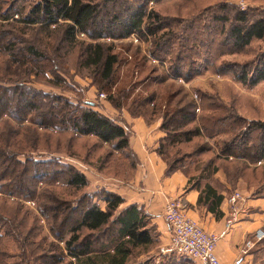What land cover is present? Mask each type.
Wrapping results in <instances>:
<instances>
[{
    "label": "trees",
    "instance_id": "1",
    "mask_svg": "<svg viewBox=\"0 0 264 264\" xmlns=\"http://www.w3.org/2000/svg\"><path fill=\"white\" fill-rule=\"evenodd\" d=\"M163 1L165 0H36L32 2L29 8L18 7L12 14H0V38L6 33L5 25L7 24L13 30L17 29L23 33L27 29H35L47 39L61 32L62 42L58 43L56 48L72 50L78 47V60L80 59L81 67L93 70L101 81L109 84L119 59L118 54L114 52L113 41L107 44L104 40L106 38L113 40L119 37L125 39L134 36L152 43L153 49L150 51L152 55L150 59L156 60L161 65L158 66L159 70L156 69L158 71L156 75H152V77L148 75L140 81L141 84L145 82L150 83V86L160 83L176 85L178 80L188 82L193 79L191 69L187 72H182V70L179 72L178 61H182L180 59L182 51H177L173 42V30L190 31V23L183 19H165L164 16L162 17L155 8ZM233 1H225L219 7V13L212 14L210 17L212 25L208 24L207 27L212 28L214 23L218 24V35H221L223 29L227 28L228 21H231L228 17L220 14L227 12V9L233 6L231 3ZM131 2L134 4L132 5ZM118 3H128V9H131V11L127 9L128 15L122 21L119 16L112 13L113 7ZM152 5H154L153 8L149 7ZM106 8L108 13L103 14ZM198 16L197 26L205 28L202 23L205 22L202 13ZM229 27L228 40L234 50L241 51L254 41L264 40V17L250 21L246 11H236L233 23ZM115 30L117 31L114 32ZM84 38L89 39V43L81 41L85 40ZM210 42L213 43V41ZM63 44L64 46H62ZM13 47L14 42L5 46L0 44V55L5 57L2 68L4 71H0L1 74L7 72L9 67L15 70V68H21L30 61L33 64V73L38 69L37 74L34 75L41 77L43 83L53 89L64 92L70 91L81 96L67 84L58 63L39 51L36 46L30 44L25 47L23 55L25 58H21V55L16 56L12 52ZM178 47L184 49L183 44L178 45ZM219 55L213 56L214 60L211 64L216 63L215 58ZM204 61L205 64L203 68L201 67L202 71L203 73L209 72L211 69L206 68L207 60ZM162 66H165L166 70ZM137 67L138 65L135 63L134 75L138 71ZM246 68L243 67L237 75L232 73L230 77L233 80L229 81L249 87H254L264 81V56L260 58L258 65L250 72ZM216 72L214 71V73ZM217 73L220 74L219 71ZM223 77L229 78V76ZM172 88L173 86L169 85L160 91L145 90L142 92L143 94H138L131 99L128 106L126 102L123 103L124 99L126 101L128 97L126 95L121 96L122 91L118 93L120 96L111 95L107 97L108 103L115 110L125 111L133 118L141 117L145 120L149 119L151 122L154 121L153 118L157 114L161 115L160 128L165 133V137L160 140L157 151L165 161L163 150L167 146L188 144L194 138H202L207 126L212 127L214 123L215 125L224 124L225 127L228 126L226 119H214L212 124V117L202 115V111L207 113L217 109L208 108L205 110V101H207L205 95L201 93L199 95L198 92H195L188 105L182 107L180 105L182 97L178 103L175 101L180 96L181 90L172 91ZM92 89L94 86H91L90 90ZM94 92L96 93L95 89ZM9 95L12 98L11 101H9ZM24 98L25 100L22 101ZM37 98L45 103L43 104L44 107L36 105L35 100ZM161 98L164 102L162 105L158 104ZM186 98L189 97L185 95L184 99ZM13 101H16L17 104ZM93 103L94 101L91 99L89 102H83L81 99L73 102L62 94L36 92L24 81L0 79V128L6 126L13 129L12 132L5 134L8 136H0V139L4 141L2 143L4 147H0V204H4L6 211L11 212L4 213L0 210V264H26L25 261L28 258L37 262L41 261V264H147L133 263L131 258L134 250H146L157 242L159 237L156 225L152 223L150 217L142 209L135 205L120 210V206L124 203L123 199L105 188H98L99 191L93 194L89 193V204L80 213L78 220L69 227L67 239H63V236H56L54 243L47 245L46 238L40 236L44 230V224L50 223L58 217L60 206L53 209L47 204L54 200V190L62 188L80 191L87 187L88 180L76 166L64 162L60 155L14 151V149L21 150V145L25 143L27 134H32V137L40 133L68 134L72 138H92L101 146H108L111 150L110 155L121 156V164L116 170L118 172L97 170L101 176L106 178L110 175L113 178L132 176V170L135 169L136 159L129 147L130 133L115 117L104 116ZM199 111L201 115L197 113ZM147 114H149L148 118ZM29 115L32 117L28 118ZM46 117L50 119L49 123L46 121ZM240 119L245 122L243 118ZM173 120H179L180 124L171 125ZM261 120H251L242 128L241 137H243L240 139L241 141H238V144L244 151H234L231 143L234 139H230L229 143L223 144L222 150L228 154H224L222 151L217 152L214 156L215 159L210 160L207 166L201 168L200 178H211L212 174L218 170L213 168L209 171L212 163L216 161L224 163L234 161L225 166V173L232 182H235L236 179L233 180L235 174L231 171L230 164L236 168L241 164L257 167L263 165L261 167L263 170L261 175L263 176L264 121ZM188 126L195 127L187 129ZM253 131L259 132L261 139L256 150L257 153L254 157L252 156L253 158H249L244 152L248 149L246 146L247 135ZM19 136H22V139L16 141L15 139ZM32 140L26 141V143L33 149L37 136ZM201 150L200 153L203 154V148ZM196 154L187 153L183 156L194 159ZM112 157L108 156L106 164ZM11 166L21 169L25 175L19 174L18 170ZM167 166V173L178 168L169 163ZM103 173L109 175H103ZM263 186L256 187L254 194L264 197ZM205 188L208 189L209 186L206 185ZM27 202H32L34 209L27 207ZM16 208H25L27 211L33 210L36 215L31 227L25 228L26 232L18 233V230L13 228L12 230L6 229L8 225L9 227L12 226L14 219L19 218ZM23 219H18V221L24 224L26 220ZM51 229L52 225L49 230ZM107 232H110L108 241L98 244V242H102V239L104 240ZM171 255L180 258L177 259L178 261L187 260L191 264L192 260L184 256L176 254L167 256Z\"/></svg>",
    "mask_w": 264,
    "mask_h": 264
},
{
    "label": "rangeland",
    "instance_id": "2",
    "mask_svg": "<svg viewBox=\"0 0 264 264\" xmlns=\"http://www.w3.org/2000/svg\"><path fill=\"white\" fill-rule=\"evenodd\" d=\"M34 1L36 0H0V14H12L17 10L16 8L18 7L25 9L29 8ZM225 1L227 0H165L159 3L155 8V10L160 15H162V17L164 16L165 19L177 18L187 20L185 22L190 23V31L173 30V42L175 43V48L177 51H182V55L180 56L182 61H178L180 68L179 72H181V70L182 72H187L191 69L190 71L193 79L188 82L178 80L176 85L170 83H160L158 85L150 86V83L145 82L141 84L140 81L144 80L148 75L151 77L152 75H156L158 73L157 70H159L158 66L161 65L156 60H151L152 58L150 59V56L152 57L150 51L153 49L151 42L143 41L136 37L130 36L125 39H121L119 37L114 38L113 40L107 38L104 40L107 44H110L113 41L112 43L114 45V52L118 54L119 59V62L115 67L112 81L107 84L106 82L101 81L99 76L93 70L81 67L80 59L78 60V47L72 50H67L66 48L64 49L65 51L63 49L60 50L56 48L57 44L62 42L61 32L56 33L52 38L47 39L46 36L44 37L35 29H27L25 33H23L22 31L19 32L17 29L13 30L10 26H8L9 24L5 25L6 33H4V35H2L0 38V44L5 46L14 42L12 52H14L16 56L21 55V58H25L23 57L25 53V47L33 44L39 51L45 53V55L58 63L59 69L62 71L61 73L66 79L67 84L81 96H77L70 91L64 92L53 89L46 83H43L41 77L34 75L35 73L37 74L38 69H36V72L33 73V64L30 61L24 64V66L21 68L17 67L18 69L15 68V70H13L9 67L7 72L5 71L3 74L0 72V79L3 80L5 78L8 81H24L36 92H42L43 94H62L71 99L73 102L79 101V99L83 100V102H89V99H91L94 101L93 104L97 106L98 110L101 111L104 116H109L112 118L115 117L118 121L122 119V112L115 110L111 106L117 113L112 112V109H109L110 107H108L110 103H108L107 97L111 95L120 96L118 93L121 91L123 93H121V96L126 95L128 97L127 100L125 101L124 99L123 102L124 104L126 102L127 106L131 99H133L138 94H143L142 92L145 90L149 91L150 89H155L160 91L161 89L163 90V88L165 89L169 87V85L173 86L172 91L181 90L180 96L177 97L175 101L178 103L182 97L180 104L182 107L188 105V102L190 99H192V96L195 92H198L199 95L201 93L205 95V99H207L204 106L205 110H208V108H217L214 112L206 113L205 111H202V115H208V117H212V124L214 123V119H226V125L228 126L225 127L224 124L215 125V123L212 125V127L208 125L204 130L202 138H194L188 144H181L174 147L167 146L163 150V153L165 154L164 158L166 159L167 163L178 168H188L191 166L195 170V175L201 176L200 173L198 174V170L200 171L203 166L205 167V165H208L210 160L215 159L214 156L217 154V152L223 150L224 143H229L230 139H234L233 141L231 140L234 151H244L239 147L238 144V141H241L240 139L243 137H241L242 128L254 119H262L261 121H264V81L254 87L243 86L240 83H235L237 85L236 88L234 83L229 81L233 80L230 77L232 73L237 75L240 73V70H242L243 67H247L246 69L250 72L258 65L260 58L264 56V40L254 41L241 51L234 50L231 47V42L228 40V33L230 29L229 26L233 23L235 12L246 11L250 21L264 17V0H234L231 2L233 6L228 8L227 12L220 14L222 16L228 17L231 19V21H228L227 28L223 29L221 35H218V24L214 23L212 28L207 26L208 24L212 25L210 17H212V14L214 15L219 13V7L223 5ZM240 3H244L243 7L239 5ZM131 4L133 5L134 3L131 2ZM149 7L153 8L154 5ZM127 9L128 3H118L113 7L112 13H115L117 16H119V19L122 21L126 19L128 12L131 11V9H128L129 11ZM105 12L108 13L107 8L103 11V14ZM201 13L202 17H204L203 19L205 22L202 23L205 25V28L202 26H197L199 19L198 15ZM116 31L117 30L114 32ZM81 41L84 43H89V39ZM210 41H213V43ZM181 44L184 45V49L178 47V45ZM62 46H64V44ZM216 54L220 55L215 58L216 63L211 64L214 60L213 56ZM4 59L5 57L0 55V71H4L2 69ZM205 59L207 60L206 68L211 70H209V72L203 73L202 68L205 64ZM135 63L138 65V71L135 72L134 75L133 67ZM162 67L165 69V66ZM214 71H219L220 74L217 72L214 73ZM223 76H229V78ZM135 83L138 84L135 85ZM91 86H94L96 93L94 92V89L90 90ZM99 93L105 94L106 99L100 100L98 98ZM185 95H187L189 98L184 99ZM120 99H122V97H120ZM11 100L12 98L9 95V101ZM24 100L25 98L22 101ZM162 100L163 99L161 98V100L158 101V104L160 103V105H162L164 103ZM13 102L17 104L16 101ZM35 103L38 107L39 105L44 107L43 104H45L42 103L38 98L35 100ZM106 106L107 108L105 109ZM197 113L201 115L200 111ZM148 116L149 114H147V118ZM31 117V115L28 116V118ZM240 118H243L245 122ZM153 120H161L162 122L161 115L157 114ZM46 121L49 123L50 119L46 117ZM146 121L150 122L149 119H146ZM173 123L171 124L173 126L177 125V123L180 124L179 120H173ZM193 127L195 126H188L187 129H191ZM12 131L13 129H10V127H1L0 136L4 137L5 134ZM36 136L37 141L35 142V146H33L32 149L29 147V144L26 143V141L32 139L34 140V137ZM36 136L32 137V134H27L25 143L23 140L24 144L21 145V150L18 151L14 149V151L20 153L33 152L36 154L52 153L60 155L64 162L76 166L88 180L87 187L85 189H81L80 191L62 188L54 190L55 192L53 196L55 198L53 201H49L47 204L48 207L50 206V208L53 209L60 206L58 217L55 220L50 221V223H45L46 225L44 224V230L40 233L41 237L46 238V244L48 245L49 243H54L56 236H63V239L68 238L67 233L69 227H71V225H73V223L78 220L80 213H82L83 209L89 204V193L93 194L94 192L99 191L98 188H100L102 185V180L100 177L104 178V176H101L97 170H105L108 172L111 171L113 173L118 172L116 170L118 167H120L119 165L121 164V156L116 154L110 155L109 153H111V150H109L108 146H101L92 138H72L68 134L50 135L47 133H40ZM21 139L22 136H19L15 140L17 141ZM260 139L261 134L257 131H253L247 135L246 146H248V149L244 153L249 158H253L257 153L256 150L259 146ZM2 143H4V141L0 139V147H4ZM202 148L204 151L203 154L200 153ZM187 153H197L195 156L196 158L192 159L183 156ZM223 153L228 154L226 152ZM107 155L113 157L106 164V159L108 158ZM233 162L234 161H229L228 163H224L221 161H216L215 163H212L209 171H211L213 168H217L220 174H226L225 166ZM11 167L17 169L16 166ZM230 167L231 171L235 174L233 180H240V188H245L249 191L250 189L248 187H252L253 192L255 191L256 187L264 185V175H261L263 171L261 167H263V165H259V167H257L252 165L244 166L241 164L236 168L234 165L230 164ZM17 170L19 174H23V176L25 175L24 171L21 169ZM104 174L109 175L107 173H103V175ZM110 176L107 178H113L112 175ZM98 180L100 181L98 182ZM25 184L27 186V182ZM232 184H235V182H232ZM262 188H264V186ZM240 191H242V189H240ZM240 191H234V193L238 192L241 194ZM32 204L33 203L30 202L26 206L34 209V205ZM0 210L4 213H11L10 211H6L7 209L4 204H0ZM15 210L19 215L18 219L22 220L25 218L26 222L23 224L19 222L18 219H14L12 226L10 225L11 227H9L8 225L6 229L12 230L13 228L14 230H18V233L26 232L25 228L29 229L31 227L36 215L33 210L27 211L25 208H16ZM51 225L52 229L49 230ZM262 233L264 234V230H262ZM109 237L110 232L105 233L104 240L102 239V242H98V244L107 242ZM253 239V242H257L255 237H253ZM246 242L247 241L244 243ZM166 244L167 243H163L162 240L158 239L152 247L146 250H134L131 262L147 264H190L187 262V260L178 261L177 259L180 258L174 257L172 255H161L159 249ZM241 252L242 254L249 252V254L253 255L252 262L249 264H264V238L261 241H258L256 245L251 247H248L244 244ZM25 262L26 264H41V261H33L30 258L26 259Z\"/></svg>",
    "mask_w": 264,
    "mask_h": 264
},
{
    "label": "crops",
    "instance_id": "3",
    "mask_svg": "<svg viewBox=\"0 0 264 264\" xmlns=\"http://www.w3.org/2000/svg\"><path fill=\"white\" fill-rule=\"evenodd\" d=\"M234 86L237 87L236 84ZM108 107L117 113L110 104ZM121 117L120 124L130 133L129 147L136 159L135 169L132 170V176L124 178L100 177V188L123 199L120 209L130 205L142 209L156 225L158 237L163 243H168L170 237L163 220L164 204L167 199H175L187 218L218 238L215 255L221 264L252 262L253 255L249 252L242 254L241 250L245 241L250 242V247L256 245L258 241L253 242V237L258 231L264 230V197L255 195L252 187H248L249 191L240 188V180L232 184L230 177L220 174L219 170L209 179L195 175L191 166L167 173V162L157 151L160 140L165 137L160 128L161 120L147 122L141 117L133 118L125 111ZM200 172L201 169L198 174ZM235 190L240 191L243 197V212L239 214L237 223L226 229L230 211L226 199ZM191 263L201 264L197 261Z\"/></svg>",
    "mask_w": 264,
    "mask_h": 264
},
{
    "label": "built area",
    "instance_id": "4",
    "mask_svg": "<svg viewBox=\"0 0 264 264\" xmlns=\"http://www.w3.org/2000/svg\"><path fill=\"white\" fill-rule=\"evenodd\" d=\"M243 4L240 3L239 5L243 7ZM98 98L105 100L106 96L103 93H99ZM226 201L230 211L225 226L226 229H230L237 223L239 214L243 212L241 207L243 197L240 193L235 192ZM29 203L27 202L26 204ZM163 220L170 231V237L168 243L159 249L161 255L176 254L201 264H221L215 255V246L218 238L205 232L197 223L187 218L177 200H166ZM255 237L257 241H261L264 238V234L258 231ZM245 245L249 247L250 242L247 241Z\"/></svg>",
    "mask_w": 264,
    "mask_h": 264
}]
</instances>
